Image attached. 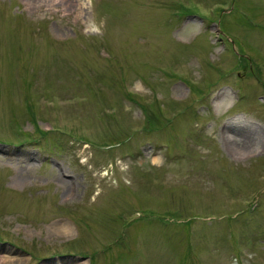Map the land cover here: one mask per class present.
<instances>
[{
	"label": "rangeland",
	"instance_id": "1",
	"mask_svg": "<svg viewBox=\"0 0 264 264\" xmlns=\"http://www.w3.org/2000/svg\"><path fill=\"white\" fill-rule=\"evenodd\" d=\"M0 264H264V0H0Z\"/></svg>",
	"mask_w": 264,
	"mask_h": 264
},
{
	"label": "bare ground",
	"instance_id": "2",
	"mask_svg": "<svg viewBox=\"0 0 264 264\" xmlns=\"http://www.w3.org/2000/svg\"><path fill=\"white\" fill-rule=\"evenodd\" d=\"M50 3L54 6V5H57V2L62 3V0H49ZM252 134H249L247 135L246 139L248 142H250L252 140ZM62 229H64L63 231H66V232H70L71 231V225L69 223H64L62 224Z\"/></svg>",
	"mask_w": 264,
	"mask_h": 264
}]
</instances>
